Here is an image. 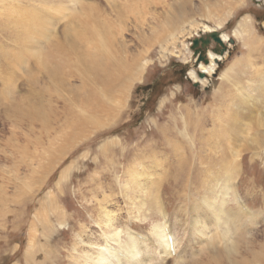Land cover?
<instances>
[{
  "label": "rangeland",
  "instance_id": "1",
  "mask_svg": "<svg viewBox=\"0 0 264 264\" xmlns=\"http://www.w3.org/2000/svg\"><path fill=\"white\" fill-rule=\"evenodd\" d=\"M80 1L88 7L75 5L71 0H20L19 3L40 15L38 20L33 16L36 24L41 20L43 23L44 19H48L45 24H54L53 35L61 43H67L70 35L83 32L85 28L99 33L109 31L108 37L113 39L111 44L114 45L111 48L117 46V39H123L129 54H139L136 69L139 71L140 65L144 66L139 77L129 81L131 85L127 86L130 88L126 89V94L117 96L119 100L124 99L120 104L118 100L109 101L104 112L93 116L88 106L70 97V88L82 81L79 71L75 77L67 72L63 79L66 85L62 88L51 83L47 72L43 71L45 68L36 63L33 55L38 27L30 34L20 30L17 20L13 21L17 13H10V7L18 1L0 0V264H75L71 255L81 254L83 250H99L102 229L98 227L96 214L102 207L100 204L105 203L104 195L110 199L107 208L115 209L113 212L117 214L115 223H121L117 224L121 229V242L127 240L126 227L138 234L147 243L142 252L153 255L150 264H159L163 256L153 250L151 228L165 220L168 228L177 233L180 241L177 249L182 251L176 249L175 255L167 256L168 260L162 264L201 263L209 251L203 245L205 236L197 232L200 226L193 229L194 218L190 216L196 217L204 196L209 201L220 200L227 187L230 190L225 196L229 199L226 206H230L233 184L249 211L258 215L254 216L257 218L255 228L250 229L249 225V232L255 234L243 241L248 243L250 251H259L264 245V0ZM229 2L233 5L229 6ZM69 15L73 18L77 15L74 22ZM244 18L249 20V25L243 36H235L234 30ZM218 23L221 27L216 28ZM203 25L214 27L220 37L222 33L227 34L233 42L223 41L226 46L223 53H220L221 46L210 37L204 46L199 41L193 47L195 37L207 38L209 31H203ZM209 53L219 56L213 61L215 69L199 77L200 63L209 64ZM26 74L37 76L45 85V92L36 101H40L43 109L46 105L54 108L48 126H43L36 117L34 120L14 114L18 109L29 108L24 102L28 93L27 84H23ZM156 83L158 86L154 85ZM91 87L96 90L97 98H104L98 84L92 83ZM55 91L57 93H53ZM58 95L62 100L56 99ZM84 114L92 115L93 119L85 116L86 126L72 131L71 121L84 119ZM223 160L235 161L237 165L234 183L224 172ZM179 162L182 168L178 167ZM64 169L68 175L60 182V188L56 184ZM130 180L139 183L138 187ZM139 180L145 183L140 185ZM153 181L161 185L158 191L166 207L165 214L150 197L156 186ZM54 196L60 198L58 204L63 206L66 222L60 214L53 216L46 235L37 224L35 234L39 239L36 241L46 246L39 251L46 254V258L31 260L29 252H37L36 246H30L28 234L34 233L31 222H37L35 213L38 211H42L38 212L41 217L46 208H53ZM209 218L208 224L212 225ZM38 230L41 233L38 234ZM219 231L226 240L227 228L221 224ZM88 235L89 242L95 241L92 245L84 242ZM111 240L109 242L113 243ZM239 247V253L246 259L243 264H258L250 260L244 245L239 243ZM82 258H78V262L90 264V260L83 258L88 263ZM209 263L208 260L205 264Z\"/></svg>",
  "mask_w": 264,
  "mask_h": 264
},
{
  "label": "bare ground",
  "instance_id": "2",
  "mask_svg": "<svg viewBox=\"0 0 264 264\" xmlns=\"http://www.w3.org/2000/svg\"><path fill=\"white\" fill-rule=\"evenodd\" d=\"M9 1H11V2L18 1V3L16 2L15 4H13L10 7V13H11V15L13 13H17L18 17H17V19L13 18L14 19L13 21L17 20L16 23H18L21 26V28H22L20 30L26 31V33L29 32V34H30L31 32L34 31V28L38 27L37 28V37H36V39H35V36L33 35V33H32L33 36L31 35L32 37H34L35 40L38 41L37 45L35 46V49H33V51H34L33 55L36 57V63H38L39 65H42L45 68V70L43 69V71L47 72L46 73V77L49 79V81L51 83H53L55 86H58V87L62 88V87H64L66 85L65 81L63 79H64L65 76H67V72H71L72 75L71 74L70 75L75 77V76H77L76 71H79L78 73L80 74V76L82 78H80V77H78V78H80V81L81 80L82 81L77 86L70 88V94H71L70 97H71L72 100L81 102V104L83 106H85V107L88 106V110H89L90 113H92V115L93 114L95 115L96 113H98L100 111L104 112V110H106L108 108L107 104L109 103V101L111 102V101H117L118 100V103L120 104L119 101L124 100V99L119 100V98L121 97V94H123V93L126 94V89L129 90V88H130V87H127V86L131 85V83L129 81H133L134 79H137L136 77H139V75H140V73H141V71L143 69L144 64H143V66L140 65L139 71L136 69V67L139 66L138 63H140L139 60H138L139 54L137 52H136V54H132V52H130V54H129L128 53L129 52L128 48H126L123 39H121V40L117 39V42H116L117 46H115L114 48H111V46L113 47L114 45L111 44V39L112 38L109 39V37H108L109 36L108 35L109 34L108 30H107L108 32L105 30L107 33H102V32L99 33L95 29H91L89 31H86L85 30L86 28H85L83 32H76V33L70 35V37L68 38V42L67 43H61L58 40V38L55 35H53L54 29H55V25L52 24V26H51V25H49L47 23L46 24L44 23V21L48 22L47 21L48 19L47 20H45V19L43 20V23L45 24L43 26L41 25V24H43V23H41L42 20L41 21H37V23L40 22L41 24L40 23L36 24L35 19L38 20V17L40 15L37 16L36 11L34 9L22 5V3H19L20 0H9ZM71 1H73V3L75 5H80L81 7H83L82 5L85 3V2L84 3L81 2L80 0H71ZM87 7L88 6H86V8ZM61 9H62V7H61ZM63 9H65V8H63ZM91 9H89L90 13H91ZM94 9L95 8H93V10ZM86 10H88V9H86ZM74 11H76V10H74ZM84 12H86V11H84ZM90 13H89V15H90ZM72 14L73 13H71V16H72ZM92 14H93V12H92ZM92 14H91V16H92ZM34 15H35L36 18L33 17ZM74 15H75V13H74ZM89 15L87 14V16H89ZM71 16H70L71 22H72V19H73V22H74L75 21L74 19L76 18L77 15L74 16L75 18H73ZM80 16L83 17L84 14H83V16L82 15H80ZM49 17H51V16H49ZM92 18H94V17H92ZM82 20H83V23H84V19H82ZM76 21L78 22V20H76ZM88 21H89V19H88ZM16 23H15V25H17V27H18V24H16ZM80 23H81V21H80ZM221 23H218L216 25V28L217 27L218 28L221 27V25H220ZM71 24H69V25H71ZM84 24H87L86 21H85ZM248 25H249V20H247L245 18L240 20V22H238V24H237L236 29L234 30V35L235 36H241V35L243 36L245 30L248 27ZM75 26H76V24H75ZM101 26L99 25V27H101ZM93 28H95V27L93 26ZM81 29H83V28H81ZM106 29H108V28L106 27ZM214 29H215L214 27H210L208 25H203V31H212ZM72 30L76 31V28L75 29L72 28ZM110 35L112 36V32L110 33ZM220 39L222 41H226L228 39V35L225 34V33H222ZM31 42H33V41L31 40ZM27 44H28V42L26 43V45ZM90 44H91V46H89ZM29 45H32V44L30 43ZM91 49H94V50L91 51ZM113 50L115 52H112ZM124 51L127 52L128 56L126 55V52L124 54ZM209 57H210V62H209L208 65L204 66L203 64L200 63V66H199L200 71L208 73V74H210L215 69V63L213 61H216L217 59H219L218 55H215V54H212V53H209ZM66 69H67V71H66ZM260 71H261V69H260ZM131 77H132V79H131ZM24 83L27 84V89H28V93L25 96V101L24 102L27 103L29 108L25 109V110H21V111L18 109L14 114H16V116H19V117L20 116L21 117L25 116V117H28L30 119H34L36 117L37 120L40 121L43 126H48L49 122H50V120H49L50 116L54 113V108L51 105H46L45 109H43L39 105L40 101H36V99L39 100L42 97L43 92H45V85L42 84L38 80L37 76L28 75V74H26V78H25L23 84ZM92 83L99 85L100 92H101V94H103L104 98L99 99V98L96 97V92H95L96 90L91 87ZM7 86H9V85H7ZM262 86H264V85H262ZM53 93H57V91H55ZM47 94H49L48 96L52 95L50 93H47ZM117 96H119V98ZM56 99H61L62 100V98H60V95L56 96ZM65 107L67 108V104H65ZM10 108L11 107H9V109ZM24 108H22V109H24ZM69 110H70V107H69ZM118 110H119V108H118ZM190 113L188 115H190ZM188 115H187V117H188ZM85 116H89V115L84 114V119H83V117H82V119L80 117L79 118L77 117L78 118L77 120L75 118V121H73V122L71 121L70 125L72 127L71 128L72 131H74V132L78 131V130L81 129L80 127L86 126V125H84V121L86 119ZM91 116H89L90 119L91 118L93 119V117H91ZM90 122H91V120H90ZM66 134H67V132H66ZM74 135H76V134H74ZM252 138H254V137H252ZM107 150H108V148H107ZM223 162H224V166L223 167H224V170H225L224 172L226 173L227 178H229L230 182L232 181V183H234L233 181H235L236 176H237V175H235L236 174L235 173V168L237 166V165H234L235 161L232 162V163H228L227 160H226V162L223 160ZM178 164L180 165L178 167L182 168V163L179 162ZM236 164H237V162H236ZM45 171H46V168H45ZM230 171H232V172L230 173ZM176 172L179 173V170L176 169ZM222 172H223V170H222ZM131 174L134 175L133 173H131ZM67 175H68L67 174V170L66 169L62 170L61 171V175L59 176L60 178L58 177L59 180H58L57 184L56 183H54V184L59 186L60 182L63 179H65L67 177ZM135 175H137V174L135 173ZM146 176H148V175H146ZM132 179H133V176H132ZM134 180H136L135 177H134ZM84 181H86V179ZM89 181H91V179ZM176 181H177V179H176ZM95 182H97V181H95ZM130 182L132 184L134 183L133 180H130ZM138 182H140V180ZM93 183H94V181H93ZM135 183H134L135 186L139 185V183H137V184H135ZM140 183H141L140 185H142V183H145V182L142 181ZM156 183H158V182H156ZM97 184H99V183H97ZM146 184H148V183L146 182ZM233 185L234 186L230 185V186H232L231 187V190H232L231 198L233 200V203H231L230 206H226L227 202H229L228 201L229 199L226 200L225 196L227 194L229 195L228 189L230 190V188L227 187V188H225L224 192L222 193V195H221L222 197L220 198V200H217L216 198H214L215 199L214 201H209L208 200L209 198L204 196V198L202 199L203 201L200 203L201 205L198 206L199 210L196 212L197 213L196 217L195 216H190V217L194 218L193 222L195 223L194 224L195 227L193 226V229H195L196 226H200L199 229L197 227V232L199 234H201V236L202 235H203V237L205 236L204 237L205 238V240H204L205 242H203L205 244H203V245H204V248H206V250L209 251L207 257H211V259H207V257H205V259L203 261H201V263L198 262V264L199 263L200 264H205V263L208 262V260L210 261L209 264H224V262H227L229 264H243V263H245L246 259H245L244 255H241L239 253V250H241V247H239V243L244 245V248L246 247V251L251 256L250 260L252 262H254V263L256 262L258 264H264V245L260 246V250L259 251L252 252V251L249 250V246L247 245L248 243L243 241L246 238H248L249 236H252V235L255 234V232H252V233L249 232V227H250L249 225H251L250 229L255 228V226H253V225H256L254 223L256 222L257 218L254 217V216H258V215L249 211V209L247 208L248 206L246 204L245 199H243L241 197L239 190L237 192L236 184H233ZM58 186H57V188H58ZM100 186H102V185H100ZM143 186H141L142 190H143V188L145 189V187H143ZM160 186H161L160 183H159V185L156 184V186H155L156 193H155V190H154V194L150 193L151 194L150 197L154 200L153 202L156 203L155 206L157 207V209L161 213L165 214V212H166L165 208L166 207H165V204L160 200L162 195L158 191L160 189L159 188ZM94 187H96V185ZM136 187H138V186H136ZM25 188H27V187H25ZM139 188H135V189H139ZM146 188H147V186H146ZM145 192H148L147 189H145ZM96 195H95V197H96ZM57 196H54L53 199H51V205H52L53 208L51 207L52 209H49L50 208V207H48V205L50 203V201H49V203L47 205L48 209L46 208V212L44 211V213H42V216L40 217L38 215H39V213L41 214L42 211L41 212L38 211L39 213L38 212L35 213V214H38L37 215V222L36 221L31 222L32 225H33L34 233H30L29 232L30 234H28L29 238H30V242H31L30 246H32V247L36 246V249H37V252L36 251L32 252V251L28 250V251H30L29 252V257L31 258V260H36L37 261V257L40 260H43L42 259L43 256L46 258V256H45L46 254L39 252V251L45 250L46 246L45 245H41L40 243H38L36 241L37 239H39V235L35 234L36 233L35 231L39 228V227H37V224H40V227H42V229L41 228L39 229V230H41L42 234H43V231H44V234L46 235L45 231H48V230L51 229V218L53 216L56 217V216H59V214H60L61 217L63 218L62 221L66 222L65 215L63 213L64 212L63 206L62 207L59 206L58 201L60 200V198H58ZM137 197L138 196H136V199H137ZM82 198H83V196H82ZM97 198H99V196ZM102 198L104 199L103 202L105 201V203H101V204L99 203L100 207H101V205H102V207L101 208L98 207V208H100L98 214H96L97 211L95 210L96 211V213H95L96 216L99 217V221H98L99 225H98V227L100 226L101 229H102V233L100 232L101 233V237L100 238H102L101 239V243L102 244H99L100 249L99 250L96 249V251H94L93 249H90V250H93L94 252H90L89 250H85V251L83 250V253L81 251V254L77 253L74 256L71 255L72 258L75 260L74 261L72 259L73 262H75V264H83V263L78 262V258L83 257L86 260H90L89 261L90 264H150L151 260H153L152 259L153 255H151V254L147 255L146 253L142 252V249L147 245V243H144L145 241L143 242L142 241L143 239L141 240L138 237L139 236L138 234H136L135 232L131 231L129 228L126 227L125 228V231H126L125 233L127 234L126 235L127 240L124 241V243L121 242V240H122L121 236H120V234H121L120 230L121 229H119V227H118V225H120L121 223L120 224L115 223V222H117V217H116L117 214L115 215V213H114L115 209L112 210V209L107 208V203H108V200L110 201V199H108L105 195ZM27 200H28V197H27ZM92 200H94V198H92ZM14 201H16V200H14ZM118 201H119V199H118ZM96 202H98V201H96ZM101 202H102V200H101ZM111 202L114 203L115 200H114V202L113 201H111ZM90 204H92V203H90ZM115 204H116V202L114 203V205ZM133 204H134V202H133ZM144 204L145 203H143V205ZM198 205H199V203H198ZM110 206H111V204H110ZM41 208H44V206H42ZM95 208H96V206H95ZM92 209H94V208H92ZM39 210H42V209H39ZM209 217H211V221H212V225L213 226L211 225V222H210V225L208 224V222H209L208 219L210 220ZM96 221H97V219H96ZM189 222H191V221H189ZM221 224H223L227 228V231H226L227 233L229 232L228 229L231 228L230 229L231 232H229V235H227L228 238L226 240L222 237V234L220 232L221 230L219 231V227L221 226ZM263 225H264V223H263ZM168 227L169 226L167 224V221L165 220V221H163L161 223L159 222L158 224L156 223L155 225H153V227L151 228V231H150L151 236L154 237V238H152L153 241H152V239H150L152 241V245H154V249L153 250L154 251L158 250L160 253H157V254H160V256H161V254L163 255V256H161V258H159L160 259L159 261H161L159 264H162V262L167 259V256L175 255V251H176L177 247L180 244L179 243L180 242L179 241V237H178L177 233L175 234V232L174 231L172 232V230H170ZM82 229L84 230V228H82ZM168 229H169V232H167ZM190 229H192V226H191ZM246 231H248L249 234H247ZM41 232L39 231L38 234L41 233ZM89 235L85 237V241L84 242H86V243L88 242V243H90V245H92V243H94L95 241L94 242H89V240H90V236ZM168 236L171 237V242L168 240ZM110 239H113V241L111 240L113 243L109 242ZM232 240H234V241L232 242ZM222 244H224V246ZM97 245H98V243H97ZM218 246H223V247L222 248L221 247L218 248ZM252 246L254 247V244H252ZM79 247H82V246H79ZM95 248L96 247H94V249ZM30 249H31V247H30ZM184 249H186V248H183V251H184ZM178 250L179 249H177V251ZM179 251H182V250L180 249ZM186 252L184 251L183 253H186ZM210 253L212 255H209ZM153 254H155V253H153ZM120 255L121 256L125 255V256L121 257ZM145 255H147V257H145ZM84 259H83L84 262H88V261H85ZM206 259H207V261H206ZM83 261H81V262H83ZM192 261H194V260H192ZM195 262H197V261H195Z\"/></svg>",
  "mask_w": 264,
  "mask_h": 264
},
{
  "label": "water",
  "instance_id": "3",
  "mask_svg": "<svg viewBox=\"0 0 264 264\" xmlns=\"http://www.w3.org/2000/svg\"><path fill=\"white\" fill-rule=\"evenodd\" d=\"M212 38V40H214L215 42H217L222 49H220V53H223V51L226 49V46L225 44L223 43V41L220 39V36H219V33L216 31V30H212L210 32L207 33V38H203V37H195L192 41H193V47H195L198 42L200 41L201 42V45L204 46L207 41H209V38ZM229 42H233L232 39L229 38ZM203 74H205L204 72H200L199 73V77H203Z\"/></svg>",
  "mask_w": 264,
  "mask_h": 264
},
{
  "label": "crops",
  "instance_id": "4",
  "mask_svg": "<svg viewBox=\"0 0 264 264\" xmlns=\"http://www.w3.org/2000/svg\"><path fill=\"white\" fill-rule=\"evenodd\" d=\"M228 5H229V6H232L233 4L229 2V4H228ZM233 12H235V11H233ZM227 17H229V16H227Z\"/></svg>",
  "mask_w": 264,
  "mask_h": 264
},
{
  "label": "trees",
  "instance_id": "5",
  "mask_svg": "<svg viewBox=\"0 0 264 264\" xmlns=\"http://www.w3.org/2000/svg\"><path fill=\"white\" fill-rule=\"evenodd\" d=\"M154 85H157L158 86V84L156 83V84H154ZM153 93V92H152ZM149 95L151 96V94L149 93ZM148 98H149V96H148Z\"/></svg>",
  "mask_w": 264,
  "mask_h": 264
}]
</instances>
